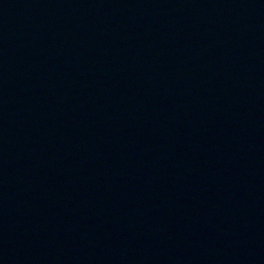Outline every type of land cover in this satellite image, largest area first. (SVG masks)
Masks as SVG:
<instances>
[{"label": "water", "instance_id": "1", "mask_svg": "<svg viewBox=\"0 0 264 264\" xmlns=\"http://www.w3.org/2000/svg\"><path fill=\"white\" fill-rule=\"evenodd\" d=\"M0 264H264V0H0Z\"/></svg>", "mask_w": 264, "mask_h": 264}]
</instances>
